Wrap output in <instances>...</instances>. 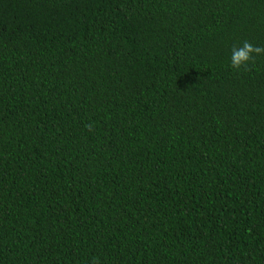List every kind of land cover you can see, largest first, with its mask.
I'll list each match as a JSON object with an SVG mask.
<instances>
[{
  "label": "trees",
  "instance_id": "16d2710c",
  "mask_svg": "<svg viewBox=\"0 0 264 264\" xmlns=\"http://www.w3.org/2000/svg\"><path fill=\"white\" fill-rule=\"evenodd\" d=\"M264 0H0V264H264Z\"/></svg>",
  "mask_w": 264,
  "mask_h": 264
},
{
  "label": "clouds",
  "instance_id": "9594fccd",
  "mask_svg": "<svg viewBox=\"0 0 264 264\" xmlns=\"http://www.w3.org/2000/svg\"><path fill=\"white\" fill-rule=\"evenodd\" d=\"M264 55V47L244 41L240 46H233L229 59V66L233 70H241L251 63L255 57Z\"/></svg>",
  "mask_w": 264,
  "mask_h": 264
}]
</instances>
